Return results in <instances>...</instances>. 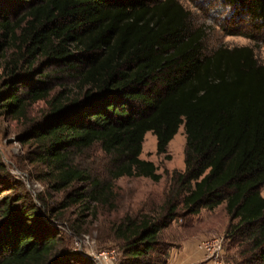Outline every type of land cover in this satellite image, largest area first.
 <instances>
[{
    "label": "trees",
    "instance_id": "trees-1",
    "mask_svg": "<svg viewBox=\"0 0 264 264\" xmlns=\"http://www.w3.org/2000/svg\"><path fill=\"white\" fill-rule=\"evenodd\" d=\"M228 1L248 5L264 28V0ZM11 2L22 15H11ZM0 37L14 49L1 113L26 117L60 88L44 118L20 135L54 190L85 184L50 215L111 196L116 208L113 182L124 176L159 182L158 166L141 158L145 137L152 132L166 154L184 126L181 190L161 216H126L115 227L120 264H168L174 244L163 231L223 203L245 264H264V63L253 47L207 51L204 29L180 0H0ZM95 144L114 159L112 182L75 162ZM59 233L26 191L0 196V264H74L57 252Z\"/></svg>",
    "mask_w": 264,
    "mask_h": 264
},
{
    "label": "rangeland",
    "instance_id": "rangeland-1",
    "mask_svg": "<svg viewBox=\"0 0 264 264\" xmlns=\"http://www.w3.org/2000/svg\"><path fill=\"white\" fill-rule=\"evenodd\" d=\"M180 1L192 12L194 24L204 29L207 51L219 46H251L264 63V28L259 25L261 22L254 20L248 5L232 4L228 0ZM8 9L12 12L11 15L16 13V17L23 13L17 12L13 2ZM13 51L0 37V90L11 74L7 61ZM56 90L60 88L54 89L47 99L33 103L26 117L18 118L0 112V196H12L16 192L26 191L32 201L43 210L44 220L59 230L57 252L64 259L72 257L74 264H82L85 260L96 264H120L123 260L124 242L116 237L115 227L126 216H161L165 202L181 190L178 176L186 170L185 128H180L166 154L157 153V137L152 132H148L145 137L141 158L155 162L158 172L163 175L159 182L145 177L124 176L113 182L116 208H112L111 196L108 203L91 202L89 210L82 211L81 204L74 203L53 212V216L47 210L59 208L71 192L85 184L75 183L65 190H54L45 175L48 168L40 161H34L33 145L22 142L20 135L49 112V100ZM75 162L93 178L112 182L114 159L105 153L100 144L78 153ZM261 193L264 196V187ZM225 206L223 203L214 210L202 209L197 219V228L194 229L207 238L224 239L222 259L225 264H245L249 255L242 252L239 243L232 241L228 233L230 216ZM178 211L183 215L186 208L180 205ZM195 220L192 216L179 217L163 231L162 238L173 243L174 247L177 246L193 233L194 230L188 227ZM104 254H107V258Z\"/></svg>",
    "mask_w": 264,
    "mask_h": 264
},
{
    "label": "crops",
    "instance_id": "crops-1",
    "mask_svg": "<svg viewBox=\"0 0 264 264\" xmlns=\"http://www.w3.org/2000/svg\"><path fill=\"white\" fill-rule=\"evenodd\" d=\"M201 213L193 216L196 220L188 227V229L191 228L195 232L190 233L187 238L171 250L168 264H215L213 259L207 258L198 248L199 242L207 238L205 234L194 229L197 228V219H199Z\"/></svg>",
    "mask_w": 264,
    "mask_h": 264
},
{
    "label": "built area",
    "instance_id": "built-area-1",
    "mask_svg": "<svg viewBox=\"0 0 264 264\" xmlns=\"http://www.w3.org/2000/svg\"><path fill=\"white\" fill-rule=\"evenodd\" d=\"M198 248L207 258L213 259L215 264H225L222 259L224 253V239L219 237L202 239ZM107 258V254H104ZM113 258V257H112Z\"/></svg>",
    "mask_w": 264,
    "mask_h": 264
}]
</instances>
